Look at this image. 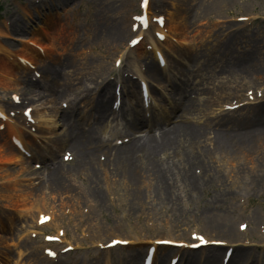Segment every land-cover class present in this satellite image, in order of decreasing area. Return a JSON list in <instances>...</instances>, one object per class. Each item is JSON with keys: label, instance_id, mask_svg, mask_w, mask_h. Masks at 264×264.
I'll return each mask as SVG.
<instances>
[{"label": "rangeland", "instance_id": "1", "mask_svg": "<svg viewBox=\"0 0 264 264\" xmlns=\"http://www.w3.org/2000/svg\"><path fill=\"white\" fill-rule=\"evenodd\" d=\"M61 2L0 0V58L18 62L12 85L0 86V264H141L149 254L172 264L196 251L231 264L235 248L232 264H264V0ZM174 23L160 64L149 43ZM26 47L36 54L22 62ZM180 85L193 91L185 121L207 131L188 150L204 164L192 171L196 187L181 181L163 196L156 177H130L105 156L128 123L146 122L142 134L147 122L171 127L183 115ZM70 103L96 126L98 171L53 166L73 163L76 132L61 119ZM220 134L233 146L217 148ZM113 239L123 244L106 249Z\"/></svg>", "mask_w": 264, "mask_h": 264}, {"label": "bare ground", "instance_id": "2", "mask_svg": "<svg viewBox=\"0 0 264 264\" xmlns=\"http://www.w3.org/2000/svg\"><path fill=\"white\" fill-rule=\"evenodd\" d=\"M65 1L67 0H62L61 3H64ZM148 8L146 9V12L144 11L145 14L143 16L144 22L148 26H150V11L148 10ZM14 29H16V27H14ZM178 30L179 28L177 23L169 25V27L166 29L163 26H159L156 28V33H158V35H160L163 40L160 41L158 39H154L151 40L149 44L152 47L154 56L160 62V64L162 63V60L164 62L163 49L172 50V41L169 39L172 34H177ZM141 36L142 33L140 32L137 36V39H139ZM35 54V50L32 47H26V49L22 51V53L19 54L18 57L20 61L24 62L29 61L30 59L32 60V57H34ZM17 63L18 62L13 59L0 58L1 87L5 88V86L12 85V79L16 74L15 69ZM251 71H254L253 68ZM52 78L54 79L55 77ZM175 89L176 91H178V97L175 102L179 106V108L181 107L183 115L179 116L171 127H168L167 129L166 127L163 128V122L157 125H153L147 122L146 131H144V134H142L143 132H140V129L142 127H145L146 122L141 120L128 123L123 128V134L121 135L122 137L120 136V142L115 146H112V144H110V146L113 147V151L111 152L114 153V155L112 153H109V155L105 156L108 157V159L106 160L107 162H115L117 165L122 166L124 172H126V174L130 177L136 176V172L140 170L151 174L153 177H156L157 181L162 185L163 190L161 195L163 194V196L166 195L168 190L173 185L177 187L178 183H180L181 181L185 182L186 180L190 181L191 183L195 182L194 179H196V174L192 173V171L196 168H200V166L204 164L202 163L204 162V160H202L198 156H192V154L188 153L189 147L191 148L192 146L196 145L197 142H201V140H203V138L205 137V132H207L200 127L191 125L189 126V124H187L184 119L192 109L193 104L191 103V94L193 91L189 92V86L187 85H180ZM188 93H190V98H188L187 96ZM103 108L106 109V107ZM0 113H2L1 108ZM61 116V119H67L66 122L71 123L72 126H70L71 130L68 129L70 130L69 132H76V135H74L70 142H67L66 144L70 153L74 155L72 163L73 166L65 164L63 161L60 162L57 158L55 159L53 166L57 170L70 167L71 170L85 168L89 169V171H98V169H100L101 161H96V159L93 158L95 157V155L93 153L90 154V149L93 147V145H95V147L99 146L97 142L100 140V138L96 134V126L93 125L89 127L88 125H86V119L79 122L82 115H79V117H77V106L72 103L65 106V112ZM40 120L42 119L40 118ZM10 134L12 136L11 139L14 143H18L19 146H23L22 140H20V138L22 137L17 130L12 131ZM230 136L231 135L229 134H220L217 138V143L215 144L216 147L222 149H229L230 147H232L233 145L230 144H232L235 140L230 139L231 137H233ZM254 137V132L245 134L238 140L237 145L249 144L253 141ZM179 158L182 159L179 161ZM102 164H106V162H102ZM170 182H172L171 186H169ZM192 184L195 187L197 185V183ZM221 233L227 238H236V236L239 235L238 232L229 230L227 228H222ZM211 250L219 251V249L214 248ZM233 250L234 257L230 261L231 264L232 261H234V258L238 257L242 253L241 249L235 248ZM187 254L188 255L184 254V256L181 255V257L179 258L175 257L172 260V264H177V262L180 264H217L218 261L216 252L205 255L204 257H202V259L199 258L197 251L187 252ZM124 258L125 257H123V260ZM151 258V264L162 263L160 254H152ZM127 264L135 263L129 262Z\"/></svg>", "mask_w": 264, "mask_h": 264}, {"label": "snow or ice", "instance_id": "3", "mask_svg": "<svg viewBox=\"0 0 264 264\" xmlns=\"http://www.w3.org/2000/svg\"><path fill=\"white\" fill-rule=\"evenodd\" d=\"M197 239H201L202 240V238L201 237H196Z\"/></svg>", "mask_w": 264, "mask_h": 264}]
</instances>
